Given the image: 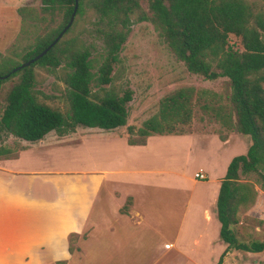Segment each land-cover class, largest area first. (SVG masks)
Masks as SVG:
<instances>
[{
    "label": "trees",
    "instance_id": "obj_1",
    "mask_svg": "<svg viewBox=\"0 0 264 264\" xmlns=\"http://www.w3.org/2000/svg\"><path fill=\"white\" fill-rule=\"evenodd\" d=\"M39 3L49 21L57 16L58 22L24 44L16 54L20 62L11 59L13 66L32 58L51 42L74 6V0ZM16 11L20 16L22 5ZM86 11L92 17L89 26L72 33ZM26 14L35 17L33 11ZM39 20L44 21L45 16ZM142 21L151 24L187 71L209 80L224 77L227 91L223 102L220 95L208 90L196 92L191 86L172 89L159 98L156 111L136 129L138 138L130 137L133 130L126 125L127 143L142 144L152 134L191 133L195 106L226 130L248 135L251 142L245 153L230 158L219 182L215 211L219 239L225 248L213 264H220L230 249L263 250L264 240L244 242L237 237L234 225L239 206L252 203L255 196L252 186L238 181L239 177L254 174L264 190V0H76L72 22L58 40L37 60L0 78V157H9L20 148L4 146L1 141L8 136L33 142L50 131L60 136L77 126L103 131L124 126L132 90L116 84L114 70L130 25ZM81 34L97 40L98 49L91 52L93 44ZM230 34L239 38L241 49L228 43ZM7 58L11 57L0 52V75L10 71L1 70ZM34 66L54 72L63 84L64 112L38 100L33 88ZM7 80L13 81L4 88ZM218 137L224 139L221 134ZM73 235L68 238L69 251L73 250Z\"/></svg>",
    "mask_w": 264,
    "mask_h": 264
},
{
    "label": "crops",
    "instance_id": "obj_2",
    "mask_svg": "<svg viewBox=\"0 0 264 264\" xmlns=\"http://www.w3.org/2000/svg\"><path fill=\"white\" fill-rule=\"evenodd\" d=\"M47 134L33 142L17 140L20 148L0 157V264H67L81 257L82 246L92 254L91 264L216 262L225 244L218 235L215 201L230 158L218 170L204 155L190 172H178L171 167V153L158 149L182 147L194 161L202 139L220 146L234 134L223 140L211 133L152 134L142 144H128L122 126ZM60 141L83 145L79 164L38 165L37 151ZM197 170L203 179L194 177ZM83 233L69 251V235Z\"/></svg>",
    "mask_w": 264,
    "mask_h": 264
},
{
    "label": "rangeland",
    "instance_id": "obj_3",
    "mask_svg": "<svg viewBox=\"0 0 264 264\" xmlns=\"http://www.w3.org/2000/svg\"><path fill=\"white\" fill-rule=\"evenodd\" d=\"M21 5L23 12L19 16L16 10ZM40 8L39 0H0V52L11 57L10 59L7 58L5 63H2L1 70L13 68L11 59L20 62V58L16 54L20 49V51L23 50L21 47L30 43L45 28L54 26L58 22L57 16L52 21H49L48 13H45ZM29 10L35 14L34 18H30L26 14ZM86 12L84 16L77 19L72 33L89 26L88 21L92 17L90 11ZM41 15L45 16L44 21L39 20ZM81 37L86 42L93 44L94 48L91 52L98 49V41L91 35L81 34ZM228 43L234 48L241 49L239 38L232 34L228 36ZM118 57L119 63L114 70L115 82L121 87L128 86L132 90V98L127 103L126 124L122 128L126 133V125H130L133 130L130 137L133 139L138 138L135 131L142 121L156 111L159 98L172 89L182 86H191L196 92L204 89L220 95L221 100L224 102V96L227 91L225 78L218 77L209 80L187 71L183 63L175 58L168 47L159 39L148 22L142 21L130 25V30L119 50ZM33 70L35 73L33 88L38 100L64 112L67 103L64 97L63 84L57 79L54 72L44 71L38 66H34ZM12 81H5L3 87L6 88ZM206 97L208 96L206 95ZM85 129L86 127L77 126L73 132H84ZM190 130L191 133H211L217 136L221 134L224 138L230 134L234 135L227 144L220 146L213 139L197 141L198 143L194 148V161L187 158L186 151L182 147L177 149L174 146H160L158 150L162 152V155L171 153V167L178 172H190L196 167L198 161L206 158L204 155L207 156L208 154L210 156L209 160L215 161L219 170L225 158L229 159L235 155L244 154L251 142L248 135H237L234 130H226L218 121L203 114L196 106L193 107ZM73 132L67 133L68 135L66 136H71ZM47 135L56 136L53 131H50ZM1 142L4 146L15 150L21 141L8 136ZM69 142L60 141V144L50 143L49 146L44 145L42 152L37 151V155L42 157L37 164L40 165L44 161L64 168L78 165L80 158L84 154V147L83 145H76L75 147L74 143ZM30 152L34 154L35 151L32 150ZM238 181L249 183L255 191V196L252 203L245 207L239 206L237 209V223L234 225L236 235L244 242L254 239L264 240V190L256 183L254 174L242 175ZM160 208H162V204L157 201L155 209L159 210ZM176 216L177 211L174 210L172 227ZM158 219L160 225V218L158 217ZM83 237L84 233L80 234V236L73 235L70 237L72 251L76 248L78 239ZM167 238H163V240ZM153 241H157V237ZM81 248L83 250L81 257L74 256L70 263L67 264L92 263L90 260L92 254L84 252L83 246ZM230 252L231 254L227 256L225 264H264V249L260 252L230 249ZM155 264H163V260L155 262Z\"/></svg>",
    "mask_w": 264,
    "mask_h": 264
},
{
    "label": "water",
    "instance_id": "obj_4",
    "mask_svg": "<svg viewBox=\"0 0 264 264\" xmlns=\"http://www.w3.org/2000/svg\"><path fill=\"white\" fill-rule=\"evenodd\" d=\"M75 9H76V0H74V6L73 9L69 15L68 21L67 23L61 28V30L57 33V35L51 40V42H49L40 52H38L37 54H35L32 58L21 62L20 64H18L17 66H14L13 68L10 69V71L4 75H0V78H5L8 76L9 73H12L14 71H16L19 68H22L24 66H27L28 64H30L31 62L37 60L39 57H41L57 40L58 38L62 35V33L67 29V27L71 24L74 13H75Z\"/></svg>",
    "mask_w": 264,
    "mask_h": 264
},
{
    "label": "built area",
    "instance_id": "obj_5",
    "mask_svg": "<svg viewBox=\"0 0 264 264\" xmlns=\"http://www.w3.org/2000/svg\"><path fill=\"white\" fill-rule=\"evenodd\" d=\"M194 177L196 179H203L204 178V175H203V172L201 170H197L195 173H194Z\"/></svg>",
    "mask_w": 264,
    "mask_h": 264
}]
</instances>
